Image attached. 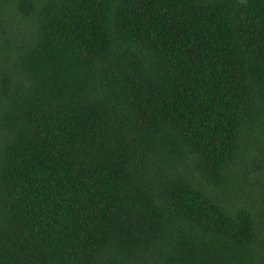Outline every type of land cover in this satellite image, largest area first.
<instances>
[{
  "label": "trees",
  "instance_id": "1",
  "mask_svg": "<svg viewBox=\"0 0 264 264\" xmlns=\"http://www.w3.org/2000/svg\"><path fill=\"white\" fill-rule=\"evenodd\" d=\"M0 264H264V0H0Z\"/></svg>",
  "mask_w": 264,
  "mask_h": 264
}]
</instances>
